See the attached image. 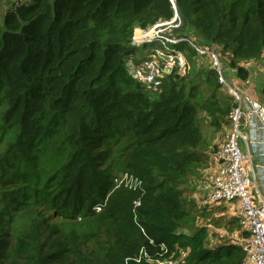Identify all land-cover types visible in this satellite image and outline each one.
Instances as JSON below:
<instances>
[{
	"label": "trees",
	"instance_id": "obj_1",
	"mask_svg": "<svg viewBox=\"0 0 264 264\" xmlns=\"http://www.w3.org/2000/svg\"><path fill=\"white\" fill-rule=\"evenodd\" d=\"M6 1L0 264H246L241 219L214 216L237 236L210 247L215 232L199 222L219 205L198 210L187 194L218 151L205 121L229 122V92L194 62L147 89L132 75L131 42L177 11L179 34L249 80L264 63V0ZM122 173L136 183L118 185Z\"/></svg>",
	"mask_w": 264,
	"mask_h": 264
},
{
	"label": "built area",
	"instance_id": "obj_2",
	"mask_svg": "<svg viewBox=\"0 0 264 264\" xmlns=\"http://www.w3.org/2000/svg\"><path fill=\"white\" fill-rule=\"evenodd\" d=\"M171 2L175 9V0ZM179 27L176 11L171 20L157 22L149 28H135L131 45L136 51L130 57L132 75L147 89L157 91L166 78L187 75L193 62L201 63L206 59L218 72L219 83L229 92L234 106L224 142L213 156V167L208 170L209 192L211 199L217 202L239 201L240 222L247 232L239 243L246 252V264H264V195L256 184L253 160V153L264 148V99L248 95L244 86L250 84V79H240L237 69L226 67L215 49L202 46L193 35L179 34L176 31ZM191 49L196 57L189 62ZM254 67L264 73V63ZM131 179L128 186L136 183L132 176ZM104 206V203L97 204L95 210L101 211ZM150 260L156 264H176L170 259Z\"/></svg>",
	"mask_w": 264,
	"mask_h": 264
},
{
	"label": "rangeland",
	"instance_id": "obj_3",
	"mask_svg": "<svg viewBox=\"0 0 264 264\" xmlns=\"http://www.w3.org/2000/svg\"><path fill=\"white\" fill-rule=\"evenodd\" d=\"M6 3H7L6 0H0V21H2L4 11L7 8L6 7ZM192 52L193 51H189V55H190L188 57V61L189 62H192L194 60L193 57L195 55L193 56ZM195 54H196V52H195ZM201 63H205V64L209 65L208 60H206V59L203 60V62H201ZM201 63H198V64H201ZM233 81H236V80H233ZM251 84H252V82L249 84L248 87H250ZM248 87L247 86H244V88L247 91H248ZM222 91H223V93L227 94V92L225 90H222ZM205 126L207 127L204 130L205 133L210 134V135L213 133V135H215V139H214V142L212 143V145L216 146V148L218 149V146H219L221 140H223V142H224V139H225V136H226V133H227V129L229 127L228 123H226V121H224L221 128H216V126L213 125L212 121L206 120L205 121ZM212 147L213 146H211V148ZM213 160H214L213 159V156H211V166H210V168L213 167V165H214V161ZM208 170L206 171V173H204L203 175H201L200 178L193 179V180H195V181H192V187L191 188L193 189V192L191 190H189L187 192V194L189 195V197L191 198V200H193V203H194L196 209H198V210L203 209L204 207H210V204H209L210 201H211L210 203L215 204V205H226L225 202H217V201L211 199V195H210V192H209L210 191V187H211V184H210V181H209L210 172ZM117 176H119V177L116 180V182L119 183L120 185L121 184H125L127 186L128 185H131L132 179H131V176L128 173L118 174ZM235 207H237L238 209H240V203H239V201H236L235 202V206L233 208L231 206H230V208L228 207L229 208L228 210L230 212L231 211L234 212ZM213 209H214L213 210L214 213L211 214L210 217H206L203 220H201L199 222V225H206V226L209 227V229L211 231L216 232L215 234H216V236L218 238L217 243L222 242L223 241L222 240L223 238H226V241L227 240H230V239H235L236 237L233 236L234 235L233 233L232 234H229L227 231H225L224 228L218 227V226H215L214 225V222H213L214 221V216H216L217 218H220V217L226 218V217L223 216V213H222V215H218V216L215 214V213H221L222 209L220 207L217 208V209L216 208H213Z\"/></svg>",
	"mask_w": 264,
	"mask_h": 264
},
{
	"label": "crops",
	"instance_id": "obj_4",
	"mask_svg": "<svg viewBox=\"0 0 264 264\" xmlns=\"http://www.w3.org/2000/svg\"><path fill=\"white\" fill-rule=\"evenodd\" d=\"M250 81L252 82L251 86L248 87L249 85H247L248 87V91L246 90V93L256 99H262L263 98V87H264V73L262 72L261 68H255L253 67L251 70V77H250ZM250 82V83H251ZM264 99V98H263ZM244 127L246 128L247 125L244 124ZM223 140H221L219 147L222 146ZM253 160L256 164V184L258 185L260 191L263 193L264 195V148L261 150H256L253 153ZM215 163V160H213ZM235 202H225L226 205H219V207L222 209L221 213L218 214H222L223 216H225L226 220L231 219V220H236L238 218H240L241 215V210L238 209L237 207H235L234 212L233 211H229L228 209L230 208V206L233 208L235 206ZM225 206V207H224ZM229 207V208H228ZM226 230L225 227H222ZM212 233H214V231H211ZM216 233V232H215ZM213 234L212 239H211V243H210V247H214L217 246L220 243H217V236L216 234ZM233 236H237V233H233ZM238 238V237H237ZM222 239V238H221ZM222 240H226V238H223Z\"/></svg>",
	"mask_w": 264,
	"mask_h": 264
}]
</instances>
